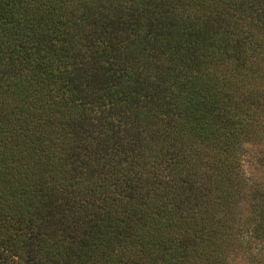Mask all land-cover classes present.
Returning <instances> with one entry per match:
<instances>
[{
	"label": "trees",
	"instance_id": "1",
	"mask_svg": "<svg viewBox=\"0 0 264 264\" xmlns=\"http://www.w3.org/2000/svg\"><path fill=\"white\" fill-rule=\"evenodd\" d=\"M263 142L264 0H0V264H229Z\"/></svg>",
	"mask_w": 264,
	"mask_h": 264
},
{
	"label": "rangeland",
	"instance_id": "2",
	"mask_svg": "<svg viewBox=\"0 0 264 264\" xmlns=\"http://www.w3.org/2000/svg\"><path fill=\"white\" fill-rule=\"evenodd\" d=\"M242 169L244 175L250 184V187L262 186L264 188V142L262 144L248 143L242 151ZM250 196H253L250 193ZM250 196L246 197V201L242 204L239 221L236 222L237 228L248 221L250 214ZM246 227V224H245ZM244 247L241 250L232 252L233 257L228 260L229 264H264V243L260 244L254 241L250 233V228L244 230L243 233L236 232Z\"/></svg>",
	"mask_w": 264,
	"mask_h": 264
}]
</instances>
